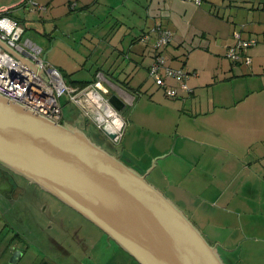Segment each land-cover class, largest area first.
<instances>
[{"label":"crops","instance_id":"0c3cea01","mask_svg":"<svg viewBox=\"0 0 264 264\" xmlns=\"http://www.w3.org/2000/svg\"><path fill=\"white\" fill-rule=\"evenodd\" d=\"M119 1L112 5L110 0V6H119ZM129 1V17H134L137 27L141 25L136 36L126 33L129 36L119 41L112 36L90 70L59 66L69 72L64 79L82 86L102 73L101 85L133 104L132 114L138 113L139 131L128 141L126 132L133 119L126 120L115 155L141 173L150 168L147 180L214 243L225 264H264V0H202L207 8L199 7L202 2L196 5L185 0ZM220 9L223 16H219ZM155 25L172 31L170 43L162 49L166 62L187 73L184 81L190 90L167 79L177 86L175 97L166 96L152 79L149 95L142 94L147 89L136 78L141 68L145 78H150L146 74L153 60L154 36L142 41L140 35ZM190 26L202 37L208 36L206 51H221L224 56L235 41V32L255 38L257 42L244 50L250 63L226 56L237 68V72L229 68V80L217 83L213 76L202 77L195 66L187 64L188 55L178 59L175 53ZM70 104L76 111L71 108L65 114L62 108V121L78 125L80 119L96 134L99 130L92 119ZM104 143L116 145L110 139Z\"/></svg>","mask_w":264,"mask_h":264},{"label":"water","instance_id":"95a60500","mask_svg":"<svg viewBox=\"0 0 264 264\" xmlns=\"http://www.w3.org/2000/svg\"><path fill=\"white\" fill-rule=\"evenodd\" d=\"M102 91L110 108L123 109L120 95ZM114 134L106 126L95 137ZM0 164L81 214L139 264H225L214 243L147 180L150 168L141 173L80 126L48 119L1 94Z\"/></svg>","mask_w":264,"mask_h":264},{"label":"rangeland","instance_id":"374dc122","mask_svg":"<svg viewBox=\"0 0 264 264\" xmlns=\"http://www.w3.org/2000/svg\"><path fill=\"white\" fill-rule=\"evenodd\" d=\"M114 1L115 0H112V2ZM71 2H75L76 4L72 7ZM84 2L85 1L77 0H0V5L8 7V14L18 19L24 29L23 36L31 38L43 48V53L46 54L45 59L48 62H54L53 65L56 64L55 66L58 68L59 66L64 67V65L72 69L83 66V70H90L91 66H94V62L97 61L102 47L105 46V42L108 40L110 41L112 36L116 38V41L117 39L119 41L123 35H127L126 33H130V36H136L141 25L139 26V23H137V27L134 23V17H129L131 15L129 12V0H120V5L117 7L110 6V0H98L93 3ZM116 3L117 2H114L112 5ZM37 5H44L45 9H38ZM199 7L207 8V5L202 2ZM222 13L223 11L220 9L219 16H223ZM136 20L141 24L140 20ZM239 20H241V18ZM236 21L238 22V19H236ZM127 36H129V34ZM173 41L172 39V42ZM207 42L208 36L202 37L198 30L190 26L187 30V34L184 35L181 41V46L175 53L178 54V59H185V56L188 55L189 60L187 64L195 66L197 72L202 77L208 78L213 76L212 78L216 79L215 81L217 83H224L232 76V72L229 68L233 67L229 59L221 54V51H216L217 54L206 51ZM122 43L124 48H126L127 41L124 40ZM54 59L61 63H56ZM233 69L237 72L236 67ZM62 71L61 73L63 74L65 71ZM68 73L69 72L66 71L63 74L65 79H68ZM79 75L80 74L74 75L73 77ZM137 77L139 78V82L144 84L143 89H147V92L143 90L142 94L144 93L148 96L153 87L151 78H145L146 76L143 72V68L139 70L136 78ZM250 81H253V79H247V82ZM60 100L65 114L68 113V109L71 108L76 111L75 107L67 102L68 98L65 94L61 96ZM132 109L133 104L124 102V107L120 111L125 114L124 117L126 116L124 119V129L126 120H129L130 117L133 119L132 127L128 128L126 132L128 133V141L133 140L134 135L139 131V127L137 126L139 125L137 120L138 113L134 112L132 114ZM76 123L82 128L85 127L81 124L80 119L78 122L76 121ZM89 127H85V131L88 134L89 132L92 133L90 129L93 128L91 125ZM146 133L150 134V131L148 130ZM119 143L120 142L116 143L115 146L113 145L114 148L104 143V147L115 154L114 149H116ZM4 219V214L0 211V228L2 227ZM7 233L10 234L11 230L5 228L3 235ZM1 237L3 238V236ZM1 237L0 240L2 239ZM113 247H115V244L112 245L110 249V264H112V262L115 263L116 257L122 259L126 255L119 248L114 252L112 249ZM22 250L24 251L23 255L15 263H10V257L0 252V264H43L44 260L48 262L52 260V249L45 246H37V244L32 241L27 242L25 248Z\"/></svg>","mask_w":264,"mask_h":264},{"label":"built area","instance_id":"2783aa9c","mask_svg":"<svg viewBox=\"0 0 264 264\" xmlns=\"http://www.w3.org/2000/svg\"><path fill=\"white\" fill-rule=\"evenodd\" d=\"M199 5L202 0H185ZM34 3V2H33ZM72 2V7L75 5ZM44 9V5H37ZM18 19L8 14V7H0V41L14 51L11 53L0 44V94L56 122L62 121L61 96L66 95L67 102L77 105L85 117L92 119L94 127L101 131L109 126L114 131L110 140L119 142L125 125L120 111L110 108L103 91H108L101 85L102 73L97 74V80L85 85L68 83L60 69L45 59L43 48L27 36ZM154 36L152 44L153 60L147 67L148 76L168 97L177 95V86L167 82L173 79L184 90H190L184 79L186 71L180 67H172L161 53V49L172 38V31L161 25H155L140 35L142 41ZM235 41L226 51V56L232 61L242 57L245 64L250 63V57L244 53L246 47L257 42L255 38H244L240 32H235ZM103 105V109H99ZM90 106L95 115L89 113Z\"/></svg>","mask_w":264,"mask_h":264},{"label":"flooded vegetation","instance_id":"af4514ba","mask_svg":"<svg viewBox=\"0 0 264 264\" xmlns=\"http://www.w3.org/2000/svg\"><path fill=\"white\" fill-rule=\"evenodd\" d=\"M89 134L104 146V141ZM0 211L5 218L0 228V252L10 257L9 262L18 261L22 249L32 241L53 250L52 260L43 264H110L114 244V252L119 248L126 255L116 257L112 264H139L92 222L2 164ZM5 228L11 233L3 235ZM14 251L20 253L11 256Z\"/></svg>","mask_w":264,"mask_h":264}]
</instances>
